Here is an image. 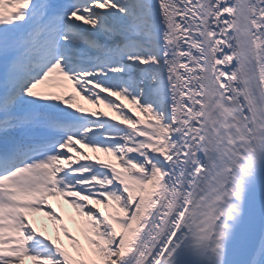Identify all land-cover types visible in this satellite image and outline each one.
Wrapping results in <instances>:
<instances>
[{
	"label": "snow or ice",
	"instance_id": "snow-or-ice-1",
	"mask_svg": "<svg viewBox=\"0 0 264 264\" xmlns=\"http://www.w3.org/2000/svg\"><path fill=\"white\" fill-rule=\"evenodd\" d=\"M0 264H264V0H0Z\"/></svg>",
	"mask_w": 264,
	"mask_h": 264
},
{
	"label": "bare ground",
	"instance_id": "bare-ground-1",
	"mask_svg": "<svg viewBox=\"0 0 264 264\" xmlns=\"http://www.w3.org/2000/svg\"><path fill=\"white\" fill-rule=\"evenodd\" d=\"M68 89H69L68 91H72L73 90L71 85H69ZM89 103L86 105V108H89V109L93 110V105H91ZM97 109H98V112L107 113V117L106 118L112 119L113 117H115V121L114 122H120V117L118 116V114H112L108 109L104 108L103 104L98 105ZM95 118L103 119L105 117L97 116ZM88 151L93 156L97 155L96 153H92L91 149H89ZM99 155L102 158H104V154L103 153H99ZM52 203L57 205V211L58 212L61 211V210H63L65 212V214H66L65 215V223H67L69 228L73 230V226L76 223L72 219H70L69 216L75 217L76 220L80 219L78 216H76V213H75L74 209L70 205H68L62 198L61 199L53 198L52 199ZM37 219H38V221H42L43 224L47 225L49 234H54L52 223H51V221L48 220L47 217H43V214H38Z\"/></svg>",
	"mask_w": 264,
	"mask_h": 264
},
{
	"label": "rangeland",
	"instance_id": "rangeland-1",
	"mask_svg": "<svg viewBox=\"0 0 264 264\" xmlns=\"http://www.w3.org/2000/svg\"><path fill=\"white\" fill-rule=\"evenodd\" d=\"M78 102L83 104L85 107L89 103L88 100L84 99L83 95L79 97ZM123 103L127 104L129 106V109H131L132 106L129 104L128 101H123ZM89 104L93 105V111H98V109H97L98 105H95V104H92V103H89ZM103 106H104V108L108 109L112 114H117V111L115 109L109 108V107H107L104 104H103ZM74 211H75V209H74ZM73 231H77V224H75L73 226ZM77 234L79 235L78 231H77ZM65 243H67V241H65Z\"/></svg>",
	"mask_w": 264,
	"mask_h": 264
}]
</instances>
